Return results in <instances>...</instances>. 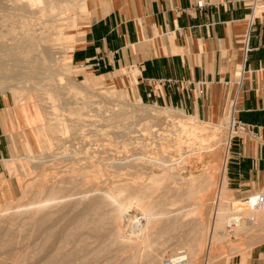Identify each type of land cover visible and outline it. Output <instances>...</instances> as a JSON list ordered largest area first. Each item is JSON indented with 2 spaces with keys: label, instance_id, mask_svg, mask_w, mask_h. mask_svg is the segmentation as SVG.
I'll list each match as a JSON object with an SVG mask.
<instances>
[{
  "label": "bare ground",
  "instance_id": "6f19581e",
  "mask_svg": "<svg viewBox=\"0 0 264 264\" xmlns=\"http://www.w3.org/2000/svg\"><path fill=\"white\" fill-rule=\"evenodd\" d=\"M87 3L0 0V93L10 91L17 103L35 106L41 132L55 146L49 154L41 149L31 155L22 135L24 154L16 150L5 158L7 178L17 180L20 196L0 203V262L193 264L198 253L207 257L226 242L230 254L242 260L264 240V209L255 195L232 198L225 178L216 179V139L220 129L227 130L226 156L231 116L224 123H211L181 109L143 103L135 107L114 89L98 92L93 100L89 86L101 80L92 76L72 82L68 69L58 64L70 54L58 47L71 34L65 30L78 24V18L66 13L76 9L79 17ZM29 93L37 100L31 102ZM78 102L110 117L109 124L75 111ZM137 116L139 134L129 136L134 130L124 133L119 122ZM205 157L210 159L203 163ZM224 165L222 161L221 172ZM60 219L67 220L62 228ZM185 224H192L186 226L191 227L188 238L176 241L163 257L164 238ZM256 227L258 232H252ZM88 232L97 242H88ZM180 234L175 236L185 235ZM44 246L57 250L35 258ZM56 255L63 261L55 262Z\"/></svg>",
  "mask_w": 264,
  "mask_h": 264
},
{
  "label": "crops",
  "instance_id": "0c3cea01",
  "mask_svg": "<svg viewBox=\"0 0 264 264\" xmlns=\"http://www.w3.org/2000/svg\"><path fill=\"white\" fill-rule=\"evenodd\" d=\"M251 3L88 0L66 59L74 76L117 84L135 98L177 105L209 122L231 116L242 126L229 141L224 169L235 197L264 190V0L248 28ZM25 129L24 114L0 94V174ZM252 247L227 264H264V250Z\"/></svg>",
  "mask_w": 264,
  "mask_h": 264
},
{
  "label": "rangeland",
  "instance_id": "374dc122",
  "mask_svg": "<svg viewBox=\"0 0 264 264\" xmlns=\"http://www.w3.org/2000/svg\"><path fill=\"white\" fill-rule=\"evenodd\" d=\"M84 6H81L79 9H83L84 10ZM75 11V12H74ZM75 13L74 15H72L71 13ZM73 12H69L67 11L66 15L68 17H71V18H78V16L76 15L77 13V10H73ZM66 33H71L69 35L68 38L64 39L63 43H61L60 45H58V47H60L61 49H68L69 51L72 50V44L74 42H76L77 38H76V33H79V26L77 24V27L76 28H68L65 30ZM69 56H66L64 58H61L60 61H59V65L63 68V69H68V75H69V78L72 82H75V83H78V81L80 80H83L85 79L84 77L86 76H89L91 77L90 75H85L83 78L81 77H76L74 76V71H72V66L67 62L66 59H68ZM88 78V77H87ZM90 79V78H89ZM101 84H97V85H91L89 86V90H88V93L90 95H92V99L93 100H97V96L96 94L102 90H110V89H114L115 91H119L121 92L122 94L125 95H128L126 98L128 100V102L130 104H134V106L136 107L138 104L140 103H143L144 105H147V106H159V107H163V108H167V107H170V108H175V109H182L181 107L177 106V105H169L167 103H163L162 101H154L152 99H148V100H141L139 98H135L131 92L128 91V89L124 88V87H121L119 85H115V84H112V83H108V82H101ZM1 95H6L8 96L12 103H13V106L18 109V111H21L23 114H24V121H25V126L27 129L23 130L22 131V135H23V138H24V141L27 145V150L29 151V153H31V155H37L39 154V151L42 149V151L45 153V154H49L51 153L52 149L51 148H55V146L53 144H51V139L49 137V135L47 134L46 131H43V133L41 132V123H40V119H39V116L37 114V110L35 108V106H31V103H28V104H23V103H17L14 98L12 97V94L10 93V91H6L4 94L3 93H0ZM28 99L33 102L34 100L36 101L37 97L34 93H29L28 94ZM32 99V100H31ZM53 102L55 103L56 100L53 99ZM78 106L74 109L75 111H78V113H89V114H93V117L92 119H95L96 123H99V124H102V125H106V124H109L111 118L110 117H103V116H98V111H96V108L95 107H88L87 104L86 107L84 106H80L79 105V102L77 103ZM57 109L55 110L57 112L58 110V107H56ZM92 108V109H91ZM184 111V109H182ZM58 112L62 113L60 111V109L58 110ZM185 112V111H184ZM185 114H188L187 112H185ZM138 116L136 119H131V118H122L119 122L120 125H122L124 127V133H127L129 132L130 130H134L133 133H128L129 136H133V137H136L138 136L139 132H137V130H139V124H137L139 121H138ZM226 121V118L224 120H220L219 122H224ZM211 123H218V122H211ZM20 127L23 125L22 122L19 121V124H18ZM41 129V130H40ZM226 131L225 129H220L219 133H218V138L216 139V142L218 143V146H217V149H216V155H214V159H216V170H215V176H217L218 178H216L217 180L220 179L221 175H222V178L224 179L225 178V171L223 170V172H221V164H222V161L225 162V165L227 163V156L228 154L226 153V156L224 154V151H223V139L224 137L226 136ZM224 135V136H222ZM226 138V137H225ZM225 140V139H224ZM222 141V142H221ZM47 142L48 144H51V145H47ZM54 142V141H53ZM220 142V143H219ZM66 145H69L68 143ZM18 154L19 155H23L24 152H23V149L22 147L18 150ZM212 158V157H211ZM212 158V159H213ZM210 158H204V162L205 163L206 161H209ZM215 161V160H214ZM5 160H4V167H5V171L3 173L0 174V203H3L4 201H6L8 198H13V199H17L19 196H20V187L18 186V182L17 180L14 178V177H10V178H7V170H6V166H5ZM198 164H200L199 162H197V166ZM220 164V165H219ZM225 165H224V169H225ZM199 169V167H198ZM218 172V173H217ZM183 174H186V171L183 173ZM6 177V178H5ZM5 180V181H4ZM7 182V183H6ZM5 183V184H3ZM7 186H9V188H7ZM7 189V190H6ZM12 190V192H11ZM11 192V193H10ZM215 191L212 193V196L214 195ZM257 193H252V195H256ZM250 195V194H249ZM247 196V195H246ZM232 198H235V199H239V198H242V197H235V196H231ZM27 198H25L26 200ZM72 213H69V217ZM68 217V218H69ZM55 218V217H54ZM57 219V218H55ZM54 219V221H55ZM53 220V219H52ZM61 220V219H60ZM63 222V220L60 221V224L59 226L62 228L63 224L65 225V223L67 222V220H65L63 222V224L61 223ZM191 223V222H190ZM62 224V225H61ZM187 225H190V224H185L183 226L185 227H182V229H179L177 228L175 231L179 230L178 232H176L175 234H185V235H182V236H175L174 232L171 236V238H164L165 240V245L166 247L165 248V252H164V256L163 257H166L168 255V253L170 252V249L172 247V245H174L176 243V241L178 242V240H182L183 238L187 237L186 236L188 233H189V228L192 227V224L190 226H188L189 228L187 229ZM59 227V228H60ZM64 227V226H63ZM85 230V229H84ZM181 230V231H180ZM188 233H187V232ZM252 232H255L257 233L258 232V229L257 227L253 229ZM187 233V234H186ZM88 235L90 236L88 240V242H97V238L94 236V233L92 232H88ZM176 238H175V237ZM173 237V238H172ZM183 237V238H182ZM236 238V237H235ZM234 236H232L230 239L231 240H234L235 239ZM236 238L238 240H243L242 238ZM235 239V240H236ZM183 240H186V239H183ZM245 240V239H244ZM237 241V240H236ZM92 242V243H93ZM239 242V241H237ZM50 243V241L48 242ZM47 243V244H48ZM171 243V244H169ZM228 242H226L225 244L224 243H220L216 246V248L211 252L210 255H208L207 257H205V254L203 252L201 253H198V255H196V263H193V264H227L228 261L230 260L231 257H233L234 255H237V253L235 254H230V249H229V246L227 244ZM177 245H174V247H176ZM218 247V248H217ZM253 247H256V249L259 251L261 249L264 250V240L262 242H258L257 244L253 245ZM252 247V248H253ZM49 249H53L52 252H55L57 250L56 247H48V246H44L35 256V258H42L44 257L46 254H48V250ZM112 253V252H111ZM110 253V254H111ZM167 253V254H166ZM110 254H106L104 255V257H106L107 255H110ZM103 257V256H102ZM103 257V258H104ZM229 258V259H226V258ZM103 258H98L99 261H101L100 259H103ZM205 259V260H204ZM55 262H60L63 261V259L59 256V255H56L54 256V259H53ZM1 261L3 262H0V264H6L7 261H9V258L8 260L3 258ZM88 262V259L84 260V262ZM90 261V260H89ZM97 260H93V262L90 261L89 264H96ZM72 262V260L70 261ZM77 262V261H76ZM88 264V263H87Z\"/></svg>",
  "mask_w": 264,
  "mask_h": 264
},
{
  "label": "built area",
  "instance_id": "2783aa9c",
  "mask_svg": "<svg viewBox=\"0 0 264 264\" xmlns=\"http://www.w3.org/2000/svg\"><path fill=\"white\" fill-rule=\"evenodd\" d=\"M256 3H257V0H252V3H251V8H250V14L248 16V19H247V23H248V28L252 25V22H253V18H254V9L256 7ZM242 51H243V56L247 53L248 51V47H247V34L243 37V40H242ZM237 128L239 129H242V126L241 125H235V122L233 120V118L231 117V129L230 131L232 132L231 133V137H230V140L233 136V134L236 132ZM230 144V143H229ZM229 148V147H228ZM256 201H257V205L261 208V209H264V190L258 192L256 195ZM177 261H175L173 263V261H165L164 264H175ZM179 263V262H177Z\"/></svg>",
  "mask_w": 264,
  "mask_h": 264
}]
</instances>
